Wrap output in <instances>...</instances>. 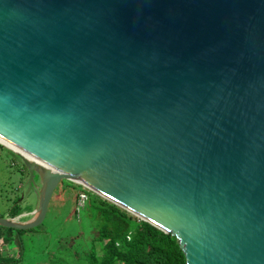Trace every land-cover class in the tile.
<instances>
[{
  "label": "water",
  "instance_id": "water-1",
  "mask_svg": "<svg viewBox=\"0 0 264 264\" xmlns=\"http://www.w3.org/2000/svg\"><path fill=\"white\" fill-rule=\"evenodd\" d=\"M0 138L33 192L79 185L185 264H264V0H0Z\"/></svg>",
  "mask_w": 264,
  "mask_h": 264
},
{
  "label": "rangeland",
  "instance_id": "rangeland-1",
  "mask_svg": "<svg viewBox=\"0 0 264 264\" xmlns=\"http://www.w3.org/2000/svg\"><path fill=\"white\" fill-rule=\"evenodd\" d=\"M26 181L19 158L0 145V219L11 218L14 205L20 207V221L31 217L36 200L33 192L27 194ZM85 190L69 182L58 185L39 226L14 232L9 242L0 240V264H87L92 245L99 248L93 242L95 220L84 208L75 211V192Z\"/></svg>",
  "mask_w": 264,
  "mask_h": 264
},
{
  "label": "trees",
  "instance_id": "trees-1",
  "mask_svg": "<svg viewBox=\"0 0 264 264\" xmlns=\"http://www.w3.org/2000/svg\"><path fill=\"white\" fill-rule=\"evenodd\" d=\"M85 192L87 201L84 209L96 222L93 242L99 248L96 251L95 245H92V251L85 255L87 264H185V257L175 237L130 215L100 196L87 190ZM77 196L75 192L74 203ZM20 213L19 205H14L10 217ZM14 232L20 233L0 227V239L9 242Z\"/></svg>",
  "mask_w": 264,
  "mask_h": 264
},
{
  "label": "bare ground",
  "instance_id": "bare-ground-1",
  "mask_svg": "<svg viewBox=\"0 0 264 264\" xmlns=\"http://www.w3.org/2000/svg\"><path fill=\"white\" fill-rule=\"evenodd\" d=\"M0 143L4 144L5 146L9 147L10 149L16 151L17 153L21 154L24 158L28 159L29 161H34L42 166H44L40 161L34 159L32 156L28 155L27 153L21 151L20 149H18L17 147H15L14 145L4 141L3 139L0 138Z\"/></svg>",
  "mask_w": 264,
  "mask_h": 264
},
{
  "label": "built area",
  "instance_id": "built-area-1",
  "mask_svg": "<svg viewBox=\"0 0 264 264\" xmlns=\"http://www.w3.org/2000/svg\"><path fill=\"white\" fill-rule=\"evenodd\" d=\"M86 201H87V195L85 191H83V193L78 194L76 202H75V209H76L75 211H78L84 208Z\"/></svg>",
  "mask_w": 264,
  "mask_h": 264
},
{
  "label": "crops",
  "instance_id": "crops-1",
  "mask_svg": "<svg viewBox=\"0 0 264 264\" xmlns=\"http://www.w3.org/2000/svg\"><path fill=\"white\" fill-rule=\"evenodd\" d=\"M17 217V216H16ZM14 218V217H13ZM1 240V239H0ZM1 242V241H0Z\"/></svg>",
  "mask_w": 264,
  "mask_h": 264
}]
</instances>
